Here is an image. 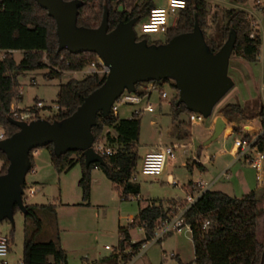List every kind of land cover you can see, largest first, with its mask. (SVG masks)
<instances>
[{"label": "trees", "instance_id": "obj_1", "mask_svg": "<svg viewBox=\"0 0 264 264\" xmlns=\"http://www.w3.org/2000/svg\"><path fill=\"white\" fill-rule=\"evenodd\" d=\"M81 1L83 5L78 9L77 25L88 28L99 26L106 6L109 13V30L113 29L119 21L126 22L136 18V23H141L147 18L150 10L157 6L154 0H141L130 10L120 11L119 6L112 8V3L115 2L119 5L120 0ZM230 1L243 4L247 0ZM223 12L227 19L221 27V39L206 37L205 31L208 28L207 16L209 14L206 1L186 0V6L178 12L175 24L167 30L165 42L175 35L190 32L196 20L208 47L212 51L216 52L220 49L229 30L233 29L236 33V41L232 54L247 61H254L258 55L261 40L259 37L251 39L248 36L250 18L245 11L235 8L223 9ZM143 39L148 44L164 43L148 42L144 37H137L138 41ZM0 49L6 51L4 60L0 62V126L3 128L4 137L11 136L17 131V128L10 123L9 118H12L11 104L14 101H20L22 97L16 79L19 73L27 70L47 69L48 72L45 73V77L61 78V71H81L90 62L97 59L96 54L92 52L72 54L66 50L58 51L55 21L35 0H1ZM16 52L21 53L19 62L14 58ZM54 66H57L60 71L55 70ZM105 77V75L92 74L85 75L82 79L69 78L66 82L60 83L55 101L60 108L47 120L50 122L60 121L71 115L83 99L103 83ZM160 82L162 84L168 83L175 89L174 83L170 79ZM262 83L264 96V66ZM140 84H136V94L142 93L139 90ZM169 110L172 119L180 114L189 115L191 113L182 103L178 102L176 89L175 94L170 99ZM219 113L230 122H248L256 118L264 129V103H261L253 114L246 113L239 103H227L221 107ZM104 128H107L106 131ZM139 128V117L119 118L113 112L107 116H103L101 113L97 114L96 124L91 128L94 140H104L112 150L111 155L101 154L104 165L91 163L87 166L81 151L56 156L51 144L43 148L48 150L51 163L58 172L79 163L81 177L78 185L84 200L87 201L90 196L91 170L95 167L103 171L105 176L114 184L116 190L122 188L120 197L125 199L128 193L137 194L139 192L136 185L127 183L133 171L138 167L140 160V154L136 147ZM254 145L259 150H263L264 130L257 135ZM33 151L29 153L30 171L34 166ZM72 154H76L77 157L70 158L69 156ZM0 161L2 163L0 174H4L9 162L1 150ZM190 167L191 164L187 161L186 168L190 169ZM197 168L203 169V166L198 164ZM194 190V187L190 188L189 192L192 194ZM174 202V200L170 201L169 206L164 208L161 202L151 201L139 211V220L146 223V240L152 238L153 229L161 220L169 218L176 212L172 208ZM47 208H50L49 210L54 213L50 206L26 205L22 264H50L49 257L53 258L54 264H67L64 250L53 240H36V236L41 232L43 226L40 212ZM17 210L19 209L15 206L14 212ZM262 213H264V209H261L260 202L253 191L239 198L221 191L209 189L203 191L184 213L185 223L193 227L191 233L194 251L193 262L195 264H264V240L260 239L256 232L257 219ZM206 221L208 224L204 226ZM119 234L121 238L117 246L121 249L131 246L132 253L123 255L120 259L114 252H111L98 264H119L121 261L127 263L132 259V255L138 252L142 241L129 243L128 232L121 228ZM12 235L13 229L10 232V240Z\"/></svg>", "mask_w": 264, "mask_h": 264}, {"label": "rangeland", "instance_id": "obj_2", "mask_svg": "<svg viewBox=\"0 0 264 264\" xmlns=\"http://www.w3.org/2000/svg\"><path fill=\"white\" fill-rule=\"evenodd\" d=\"M209 8L207 16L208 28L205 31L206 37L221 39V27L226 21L223 9L235 8L243 10L250 18V22L256 19L262 20L264 17V9L257 5L256 0H247L243 4H238L230 0H205ZM141 0H120V4L113 2L112 8L121 6L122 10H130L135 4ZM158 6H165L166 0H154ZM174 15L170 17V26L173 24ZM134 31L138 38H146L148 42H165L166 37L161 33H153L143 35L140 31V23L134 25ZM259 33H264V21H262V29ZM14 58L17 62L21 59V53H14ZM46 61V60H45ZM264 63L261 61V56H258L254 61H247L235 54H232L228 63V76L232 79L233 87L216 103L213 107L211 116L205 118L202 123L193 124L188 122V116L181 114L173 119L169 110V102L175 94V89L165 83L164 90L167 93L165 100L161 99L158 92H152L151 96L143 99L136 105H119L118 117L129 118L132 116L134 109H142L146 103L153 107V112H143L138 115L140 119L139 137L136 147L140 156L145 150L153 145H164L176 141V134L181 135V148L187 147L191 152L201 143H204L209 137H206V126L211 122L212 118L219 112L221 107L227 103H239L246 113L253 114L261 103H264L263 88H262V72ZM47 69H35L21 72L16 79L20 87L21 100L17 101L18 106L25 108L32 106L36 100L42 101L45 105H54L56 94L60 83L66 82L69 78L82 79L86 74L71 73L68 70L62 72L61 78H47L45 73ZM129 94V93H124ZM41 118L49 119L51 116L47 112L41 111ZM228 121V119H226ZM107 128H104V131ZM3 128L0 126V133ZM190 134V135H189ZM102 143L108 147L104 140ZM209 152L214 151L213 146H202V149L208 148ZM37 151L49 153L45 148H38ZM189 152V153H190ZM180 153H176L174 159H169L166 162L164 171L159 176H142L137 174L136 182L139 183L141 189V201L161 202L164 208L169 206V202L176 199H186L187 191L185 186L190 180H198L199 170L197 165L193 166V171L182 166L185 158L179 157ZM70 158L77 157L76 154L69 156ZM37 157L33 156L35 164ZM0 161V168H1ZM218 165V164H217ZM215 165H209V175L204 177L207 182H211L219 176V170ZM54 168V166H53ZM238 168L245 170L240 164H236L228 170L229 177L226 174L219 176L217 181L212 184L210 190L221 191L230 195L240 196V191L237 190V181L239 176ZM55 169V168H54ZM81 171V166L77 163L68 172H62L63 181L57 180L56 177L43 170L40 175L34 173V166L31 171L26 174L25 183L27 186H36L42 184V190L34 195L24 193L23 201L25 205L44 204L53 202L54 213L46 209V212H40V218L43 221L41 232L36 236L37 241L45 240L48 236H59V239L68 244L67 250L69 254L70 264L81 262L83 255L89 254L94 257L95 253L101 251L105 244L116 246L118 242V219L124 222L123 217L129 214L136 216L134 213L138 209L136 197L132 199H123L117 195L115 188L111 182L105 178L101 184H96L94 187V198L96 200L93 208L87 210L86 200L82 198L80 186L77 184L76 175ZM139 171V166L136 172ZM246 172V171H245ZM173 176V182L167 183V176ZM75 175V176H74ZM58 185V186H57ZM62 190V199L59 198V192ZM68 202V205L64 204ZM24 214L17 210L14 212L13 222L3 220L0 222V233L10 236L13 229V235L10 242L9 253L6 257L9 264H21L22 244L24 239ZM124 224V223H123ZM264 229V228H263ZM69 230V231H68ZM133 239H138L141 235V230L138 226L133 227ZM55 233V234H54ZM262 231H258V237H262ZM54 234V235H53ZM152 240L150 239L149 242ZM163 251L167 256H164ZM175 251L179 253L180 261L176 258H170L169 253ZM88 256V255H87ZM83 261V260H82ZM193 261V246L191 242V234L185 231L173 232L170 235L162 237L161 241L151 243L146 251L136 258L132 264H195Z\"/></svg>", "mask_w": 264, "mask_h": 264}, {"label": "water", "instance_id": "obj_3", "mask_svg": "<svg viewBox=\"0 0 264 264\" xmlns=\"http://www.w3.org/2000/svg\"><path fill=\"white\" fill-rule=\"evenodd\" d=\"M35 1L55 21L58 51L92 52L108 67V73L103 83L60 121L39 118L27 123L9 118L17 131L0 140V150L9 162L6 172L0 174V222H13L15 206L26 213L22 195L26 174L31 169L32 150L51 144L56 156L81 151L87 166L104 165L101 154L92 148L91 128L96 124L97 114L109 115L115 99L125 91L134 92L137 83L170 79L178 92V102L204 119L211 116L213 107L234 85L228 76L229 58L236 41L233 29L216 52L208 47L196 20L190 32L161 44H148L144 39L137 40L136 18L119 21L109 30L106 6L99 26L88 28L77 25L81 0ZM225 125L217 117L204 144L215 140Z\"/></svg>", "mask_w": 264, "mask_h": 264}, {"label": "built area", "instance_id": "obj_4", "mask_svg": "<svg viewBox=\"0 0 264 264\" xmlns=\"http://www.w3.org/2000/svg\"><path fill=\"white\" fill-rule=\"evenodd\" d=\"M1 2V0H0ZM256 4L262 6V9H264V0H256ZM154 10H162L166 17V23L163 25L158 26V31L154 33H161L166 34L167 30L172 27L177 19L178 12L181 9H173L169 3V0H166V5L161 7H155L152 8L149 12V15L147 18L140 23V31L141 34L147 35V34H153V33H146L144 31V25L151 23L153 11ZM174 15V21L173 24L170 26V17ZM262 20L256 19L255 21L250 22V29L248 32V36L251 39H255L256 37H259L261 40L260 47L258 49V53L261 56V61L264 63V33H259V31L262 29ZM5 52L4 50L0 49V62H2L5 58ZM258 56V55H257ZM45 59V58H44ZM62 59V57H61ZM68 64V62H67ZM55 70L60 71V69L57 66L53 67ZM64 72V71H61ZM71 73H83L86 75H92L97 74L99 76L107 75L108 73V67L103 64V62L97 57L95 61L90 62L84 69L81 71H69ZM163 85L160 81H150V82H142L139 86V90L142 92L141 94H136L134 92H127L129 94H125L123 92L118 98L115 99V101L111 105L110 112H113V114L118 115V107L119 105H136L139 104L143 99L149 98L151 96L152 92H158L161 99L165 100L167 98V93L163 88ZM59 105L55 103L54 105H45L42 101L35 102L32 106H28L25 108H20L17 106L16 103H12L10 107V113L13 119L18 121H24L29 123L32 120H36L41 118L40 113L41 111L47 112L49 116H53V114L59 110ZM143 112L152 113L153 107L151 104L146 103L145 106L142 109H134L132 111V116L138 117ZM38 116V118H36ZM45 119V118H43ZM204 120L203 116L199 113L191 112L188 115V121L190 124H197L202 123ZM4 137V133H0V140H2ZM256 138H247L245 136H240L236 139H234V147L236 148V155L239 157H242L247 160V164L252 167L256 172V179L258 181L261 180V174L260 171L264 165V152L262 150H259L254 144H255ZM92 148L95 152L102 154L105 153L107 155H111L112 150L106 148V146L102 143V140H94L92 144ZM34 152V151H33ZM182 152L184 154H188L189 150L187 147L182 148ZM175 146L173 144L169 145H158L156 147L150 148L144 156L141 158V164L139 166V171L136 172V169L133 171L132 175L130 176L129 180L127 181L128 184H135L136 178L138 174H141L143 176H158L161 175V173L164 171L165 165L167 160L174 159L175 158ZM169 183L174 184L173 180H169ZM204 186V183L202 181H197L193 183L192 188L194 187L195 190L191 194H188L186 196V199H176L174 202V205L172 208L176 211L173 213L169 218H165L160 221V223L153 229V236L151 238V242L149 240H146L142 243L139 247V250L137 253L132 255V259L125 263L121 261L119 264H132V262L139 257L138 255L142 250H145L151 243L154 241H159L162 239L163 236L169 233L178 232V231H185L186 233H192L193 227L185 223V217L184 213L187 210V208L193 204L198 197L201 195L202 187ZM42 185L38 186H27L25 183V186L23 188V195L26 193L27 195H34ZM127 219L130 220V222L137 224L138 228L142 231H145L146 223L144 221L137 220V216H134L132 214H129L127 216ZM208 224V221L204 223V226ZM10 238L7 235H4L0 233V264H7L6 256L9 253L10 248ZM131 243V242H129ZM132 244V243H131ZM105 249L111 250V252H114L120 259H122L123 255H128L132 253V247L127 246L124 249L119 248L118 246L111 248L109 245H105Z\"/></svg>", "mask_w": 264, "mask_h": 264}, {"label": "crops", "instance_id": "obj_5", "mask_svg": "<svg viewBox=\"0 0 264 264\" xmlns=\"http://www.w3.org/2000/svg\"><path fill=\"white\" fill-rule=\"evenodd\" d=\"M156 7H161V6L157 5ZM262 88H263V83H262ZM37 101H39V100H37ZM14 103H16L17 106H18V102L17 101H14ZM184 115H186V114H184ZM217 117H221L225 121L226 125H225V128H224L223 132L215 140H213L212 142L207 144V145L213 146V150L214 151H212V152L210 151L209 152L210 147L202 149L201 148L202 146H207V145H205L204 143H201V144H198L193 149V151H191V152L189 151L190 153L184 154L182 152V148H181V146L179 144L181 142V138H180L181 135H177V134L175 135L177 142H174V143L170 142V143L164 144V145L173 144L175 146V153H180L179 157L185 158V161L182 162V166L186 167V162L187 161L190 162L191 167H190L189 170L193 171V166L195 164L196 165L200 164V165L203 166V169H198L199 170V178H198V180H195V181L190 180L189 183L185 186L186 191H187V195L190 194L189 190H190V188H192L193 183H195L197 181H202L204 183V186L202 187V191H205L207 189L210 190L209 187L217 181V178L219 176H222L223 174H226V177L228 178L229 177L228 170L231 167H233L234 165L240 164V166H243V168L245 169L243 171V170L238 168V171H237L238 175H240L239 176L240 178L237 181V187H238L237 190L240 191L241 194H240V196H237L235 194H233V195L228 194V195L239 198V197H241V196L253 191L255 193L256 197L258 198L259 202H260L261 209H264V165H263V167H262V169L260 171L261 180L258 181L256 179L257 172L252 167H250L247 164V160L246 159H244L242 157L238 158V156L236 155V148L234 147V139H236V138H238L240 136H245V137L248 136V137H250L252 139H255V138H257L258 134H261L263 132L264 129L261 127L259 121L256 118H254L252 120H249L248 122H243V121L230 122V121H227L226 118L223 117L218 112L212 118L211 122H209L208 125L206 126V132H207L206 137H210L211 136V134L213 132L214 123H215V120H216ZM172 122H173V119H172ZM190 125L192 126L193 124H190ZM156 146H158V145L150 146V147H148L145 150V152H143L142 156H140V160H139L138 166H140L141 158L144 156V154L150 148L156 147ZM262 151L264 152V148H263ZM33 156H34V158H35V156L37 157V159L35 161V164H34V173H36L37 175H40L43 170H47V171L50 170L49 173H52V175L54 177H56L57 180H60L61 182L63 181V178H64L63 175H62V172H68L69 170H71L77 164L76 163V164L72 165L70 168H68L66 170L64 169V170L58 172L56 169L53 168V165H52L51 160H50L49 153H47V154L46 153H42V152L37 151V149H36L33 152ZM209 165H215V166H217L216 168L219 170V176L216 177L211 182H207L206 179H204V177H206V175L207 176L209 175V170H208ZM80 177H81V173L80 174L78 173L76 175L77 184H78V181H79ZM105 178H107V177L105 176V174L103 173V171L100 168L95 167V168H93L91 170L90 196H89V198H88V200L86 201V204H85V205L88 206L87 210H91L93 208L94 204L98 203V202H96V200L94 198V187H95L96 184L99 185L104 180H106ZM172 179H173V176L171 174H169L167 176V183H169V180H172ZM111 184H112V182H111ZM38 185H42V184H38ZM38 185H36V186H38ZM131 185H136L138 187V189H139V192L137 194L128 193L127 197L125 199H128V198L132 199V197H136L137 204H138V209L134 213L137 216V220H139V218H138L139 211L142 208H144L145 206H147L151 201L143 202V203L141 202L140 203L141 198H142V195L140 193L141 192L140 185H139L138 182H136L135 184H131ZM112 187L115 188L114 184H112ZM42 188L43 187H41L37 192L41 191ZM121 189L122 188L120 187V188H118V190H115V192H117V195L119 197L121 196L120 195L121 194ZM80 190H81V188H80ZM81 193H82V191H81ZM225 194H227V193H225ZM61 196H62V190L59 192V198L58 199H62ZM176 199H180V198H176ZM176 199H174V201H176ZM64 204L68 205V202H66ZM35 205H38V204H35ZM40 205H44L46 207L50 206V207L53 208L54 203L53 202H51V203L48 202V203H44V204H40ZM43 211L46 212V210H43ZM123 220H124V222H121V220L119 218L118 222H117V225H118V242H119V240L121 238V235L119 234V229L121 228V229H123V230L128 232L129 239H130V242L132 244L136 243L138 241H142V243H144L145 239H146L145 231L141 230L142 233H141L140 236H138V239H133V237H132V232L133 231L132 230H133V227L137 226L136 222L135 223L130 222V220L127 219L126 215H124ZM42 225H43V221H42ZM263 228H264V213L260 214V216L258 217V219H257V228H256L257 234H258L259 230L262 231V233H261L262 237L264 236V229ZM178 232H180V231H178ZM170 234H172V233H169V234H166V235H170ZM47 240H53L62 250H64L65 256H66V262H67V264H70V262H69L70 258H69V254H68V250H67V248L70 247V246H68V244L66 242L60 240L59 236H57V233H56V237L55 236H48L45 240H42V241H47ZM160 241H161V239H160ZM118 242H117V245H118ZM105 245H108V244H105ZM105 245L103 246V249H101V251H98L97 253L94 254L95 255L94 257H90L88 253L87 254L84 253L83 255H86V256L81 257L82 258L81 262L80 263L76 262V264H96V263L98 264V263H100L101 259H103V258H105V257H107L108 255L111 254V250L105 249ZM116 246H110V247L114 248ZM146 249L142 250L138 255L141 256V254H143L146 251ZM163 253H164V256L166 257L167 256L166 252L163 251ZM168 255H169L170 258H176V259H178L180 261V258H179L180 254L179 253H177L175 251H171ZM48 260H49L50 264H54V261H53L52 257H49ZM193 260H194V251H193ZM6 261H7V259H6ZM7 264H9L8 261H7ZM21 264H22V258H21Z\"/></svg>", "mask_w": 264, "mask_h": 264}, {"label": "clouds", "instance_id": "obj_6", "mask_svg": "<svg viewBox=\"0 0 264 264\" xmlns=\"http://www.w3.org/2000/svg\"><path fill=\"white\" fill-rule=\"evenodd\" d=\"M173 9H183L186 6V0H169ZM166 23V17L162 10H154L151 23L144 25L146 33H154L158 31V26Z\"/></svg>", "mask_w": 264, "mask_h": 264}]
</instances>
